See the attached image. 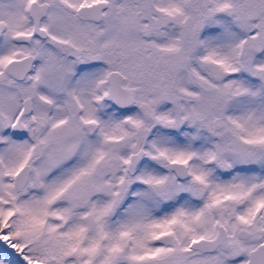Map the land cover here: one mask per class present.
<instances>
[{
  "label": "snow or ice",
  "instance_id": "6c2138e0",
  "mask_svg": "<svg viewBox=\"0 0 264 264\" xmlns=\"http://www.w3.org/2000/svg\"><path fill=\"white\" fill-rule=\"evenodd\" d=\"M0 264H264V0H0Z\"/></svg>",
  "mask_w": 264,
  "mask_h": 264
}]
</instances>
